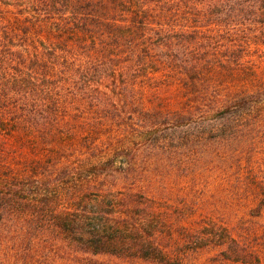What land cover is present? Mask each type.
<instances>
[{
  "label": "trees",
  "instance_id": "16d2710c",
  "mask_svg": "<svg viewBox=\"0 0 264 264\" xmlns=\"http://www.w3.org/2000/svg\"><path fill=\"white\" fill-rule=\"evenodd\" d=\"M263 55L264 0H0V264H264L148 175L247 171Z\"/></svg>",
  "mask_w": 264,
  "mask_h": 264
},
{
  "label": "rangeland",
  "instance_id": "374dc122",
  "mask_svg": "<svg viewBox=\"0 0 264 264\" xmlns=\"http://www.w3.org/2000/svg\"><path fill=\"white\" fill-rule=\"evenodd\" d=\"M262 59L264 60V55ZM261 67L260 77L264 83V64ZM258 89H264L263 84ZM259 112L260 113H256V115L259 114L264 116V106L262 108V112ZM261 124V133L259 134V137H245L243 138L241 146L248 148L249 151H251L250 155L253 154L249 164L255 168H251L248 163L247 171L238 167L230 168L228 172L226 188L223 191L220 190L218 180L216 179V174L213 170L205 171L203 176L200 177L193 173L194 169H189V171L186 170L183 176H179L177 171L174 172L173 175H166L163 172V176L161 178H157L156 174L152 175L150 172L148 174L149 178L154 179L155 184L159 186L163 192L167 193V197H165L167 199H171L169 204L176 205L178 203V198L184 197L180 195L185 193L186 197L191 201L195 212L199 211L200 215H204L202 214V211L205 213V211L209 209V211L212 213L214 221L225 223L231 226H237L241 233H243L246 228L254 227L256 223L259 226H264V210L260 217L253 216L252 214V210L256 205V201L253 198L254 193L252 192L254 189H249L246 187V185L240 183L247 182V179L252 181V177L255 176L260 177L259 181L264 185V119ZM116 138L118 137H115V139ZM102 139L104 142L101 145V149H107L105 151H108L109 143L111 140H114V137H100V140ZM122 139H124V137H120L117 142H113L112 147H122L120 142ZM233 144L235 146L237 145L238 147L240 146L236 140H233ZM231 150L234 151L233 148ZM250 155H247V157H250ZM254 161H257L259 166L256 164L254 165ZM141 170L143 173L149 172V168L145 166H143ZM239 177L243 178L244 180L239 181ZM142 183L143 182L139 183V185L142 186ZM231 184L234 186L230 187ZM146 189L147 191H152L150 188ZM261 234H264V227L260 229V235ZM261 241L262 240H260L258 243H261ZM261 245V251H264V245ZM215 254L216 250L203 252L197 257V263L206 264L207 260L211 257H214Z\"/></svg>",
  "mask_w": 264,
  "mask_h": 264
}]
</instances>
